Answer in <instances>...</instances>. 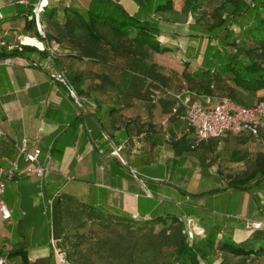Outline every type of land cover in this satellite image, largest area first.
<instances>
[{
    "label": "trees",
    "instance_id": "1",
    "mask_svg": "<svg viewBox=\"0 0 264 264\" xmlns=\"http://www.w3.org/2000/svg\"><path fill=\"white\" fill-rule=\"evenodd\" d=\"M36 1L15 0L16 17L24 20V36L31 33L44 43V50L18 42L12 50L0 47V60L52 57L54 66L47 61L53 67L51 74L56 63H62L66 70L61 72L83 108L93 113L95 97L105 98L112 104L110 128L132 132L128 140L135 150L142 148L144 131L154 125L146 120L153 111L161 117L155 128L162 131L165 142H172L175 154L200 146L189 132L176 142L169 133L168 122L176 118L171 94L189 90L216 102L227 98L245 108L262 98L257 95L264 92V0H188L184 6L190 22L185 35L162 27L176 25L163 17L173 10L174 0H132L137 7L133 14L114 0H90L84 8L57 6L48 0L39 19L43 34L32 11ZM53 45L56 50L51 53ZM170 56L177 67L161 63ZM103 132L101 137L112 144L111 152L114 147L122 149L109 130ZM63 146L58 144L52 151L57 160ZM233 160H244L245 168L226 177L225 190L247 192L264 181V152L252 161L246 156ZM125 161L126 167L119 163L125 169L122 173L139 183V195L149 194L159 204L177 201L169 188L136 179L129 171L135 172L134 168ZM182 196L178 202L188 204L189 198ZM48 209L52 237L60 241L71 264H226L228 258L235 264H264V225L241 242L233 240V230H247L246 222L252 220L168 209L151 215L126 214L106 205L92 207L68 195L52 198ZM194 217L206 219L208 227L194 223ZM188 222L200 233L190 237ZM257 222L264 224V219ZM6 255L23 258L24 252L14 249Z\"/></svg>",
    "mask_w": 264,
    "mask_h": 264
},
{
    "label": "crops",
    "instance_id": "2",
    "mask_svg": "<svg viewBox=\"0 0 264 264\" xmlns=\"http://www.w3.org/2000/svg\"><path fill=\"white\" fill-rule=\"evenodd\" d=\"M89 1L52 0V4L84 8ZM114 1L130 14L137 10L132 0ZM15 5V0H0V15L4 17L0 21V47L12 50L20 42V45L44 50V43L29 34L24 36V20L16 17ZM8 59L10 65L0 60V168H9L16 161L17 145L27 139L28 151L40 150L37 163L46 170L43 177L26 176L23 173L26 165L20 158L19 178L6 185L5 202L15 225L7 227L0 220V252L8 254L14 249L24 252L23 258L10 259L12 264H58L51 244L48 208L52 198L62 195L92 207L118 208L126 214L151 215L168 209L194 211L210 217H235L240 221L264 219V181L247 192L225 190L226 177L245 168L244 160L235 161L233 157L246 156L252 161L256 154L264 152V130L260 131L259 139L228 133L218 140L201 142L194 151L186 148L178 155L172 142H165L162 131L155 128L161 117L153 111L146 120L154 125L144 131L142 148L135 150L128 140L132 132L110 128L108 109L112 104L105 98L95 97V112L76 107L67 88L51 78L53 67L47 62L49 57L45 61L36 57ZM173 59L170 56L161 63L177 67ZM54 69L64 71L66 67L56 63ZM262 95L264 92L257 96ZM124 119L129 121L130 115ZM185 128V122L179 117L168 122V131L175 142L186 132ZM105 129L112 133L114 142L122 146L121 155L134 168L135 178L169 188L171 197L177 201L172 205L159 204L139 195V183L122 173L124 168L111 152L112 144L101 137ZM58 144L64 146L57 160L52 151ZM214 190L219 192L212 194ZM182 195L189 198L188 204L178 202ZM192 221L200 227H208L206 219L194 217ZM244 231L242 227L234 229L233 240L241 242L236 241L235 236Z\"/></svg>",
    "mask_w": 264,
    "mask_h": 264
},
{
    "label": "built area",
    "instance_id": "3",
    "mask_svg": "<svg viewBox=\"0 0 264 264\" xmlns=\"http://www.w3.org/2000/svg\"><path fill=\"white\" fill-rule=\"evenodd\" d=\"M47 4L48 0H37L33 4L32 11L37 23L38 32L41 34H43V30L39 25L40 14ZM50 50L53 53L56 48L52 47ZM48 60L54 66L52 57H49ZM2 63L4 65H10L11 61L9 59H3ZM55 71L51 74V78L61 82L67 88L68 94L73 99L76 107L83 108V104L75 94L74 89L66 82L63 72L56 69ZM171 95L175 100L172 113L185 122L186 132L192 133L197 143L211 139H219L228 133L259 138L260 131L264 130V95H262L261 100L255 106L250 108L236 105L227 98L216 102L210 97L200 96L189 90ZM166 138H169L168 134H166ZM17 150L18 157L16 161L9 168H0V220L7 227L13 226V220L11 211L5 202V190L9 181L19 178V159L23 158L26 165L23 170L26 176L43 177L46 171L45 168L39 166L37 163L40 150L35 149L30 153L27 149V139L21 140L17 145ZM113 154L119 157V163L125 167L127 166L125 159L121 155V147H114ZM129 171L136 177L134 171L130 169ZM68 180L72 181L73 178H69ZM147 197L150 198V195L147 194ZM132 218L136 219L137 215H133ZM145 219H148V216ZM262 225H264L262 222L247 221L245 227L249 231H255L260 229ZM51 244L55 249L58 264H71L65 249L60 245V241L52 238ZM0 264L12 263L6 254L0 252Z\"/></svg>",
    "mask_w": 264,
    "mask_h": 264
},
{
    "label": "rangeland",
    "instance_id": "4",
    "mask_svg": "<svg viewBox=\"0 0 264 264\" xmlns=\"http://www.w3.org/2000/svg\"><path fill=\"white\" fill-rule=\"evenodd\" d=\"M186 1H188V0H174L173 10L171 12L164 13L163 17L166 19L173 20L176 23V25L175 24L165 25V26H162L163 28L168 29V31H170V30L177 31V32L181 33L182 35H185V33L187 32V24H188V22H190L189 17L186 14L185 6H184ZM28 34L31 36V33H28ZM32 43L34 44V42H32ZM53 47L56 48L55 45H53ZM168 61L170 62V60H168ZM116 159L119 161V157L117 155H116ZM45 219L47 220V217H45ZM191 227L196 228L199 231L194 230L192 232ZM188 233L190 236L193 237L195 234L200 233V229L198 227H196L193 223L190 222L188 224ZM249 233H251V232L249 230H246L241 234H237V236H235V240L236 241H240V240L243 241L246 239L244 236H246ZM218 261H220V259H218ZM225 263L226 264H235V260L228 258L225 260Z\"/></svg>",
    "mask_w": 264,
    "mask_h": 264
}]
</instances>
